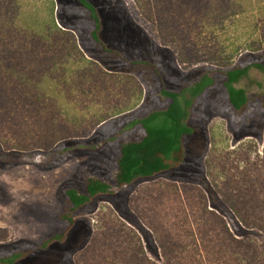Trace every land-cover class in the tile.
Instances as JSON below:
<instances>
[{
  "label": "rangeland",
  "instance_id": "374dc122",
  "mask_svg": "<svg viewBox=\"0 0 264 264\" xmlns=\"http://www.w3.org/2000/svg\"><path fill=\"white\" fill-rule=\"evenodd\" d=\"M90 1L108 46L156 69L103 51L75 0H0V51L15 54L32 97L27 104L21 88L6 96L0 117V227L8 233L0 256L28 250L16 264H166L167 243L188 263L225 261V216L210 192L224 207L225 198L264 197V72L251 67L235 84L247 95L235 109L223 70L264 64V0ZM207 66L217 70L215 83L192 107L183 162L97 197L76 212L65 242L38 248L65 225V188L84 190L91 173L110 176L120 142L144 134L130 121L165 109L171 99L161 87L179 91ZM42 138L53 140L49 150ZM37 148L52 152L44 166L2 159ZM237 236L264 241L256 227Z\"/></svg>",
  "mask_w": 264,
  "mask_h": 264
},
{
  "label": "trees",
  "instance_id": "16d2710c",
  "mask_svg": "<svg viewBox=\"0 0 264 264\" xmlns=\"http://www.w3.org/2000/svg\"><path fill=\"white\" fill-rule=\"evenodd\" d=\"M75 1L92 22L91 39L103 51L115 54L127 62L150 65L156 69L150 60H130L121 51L108 46L102 36L104 25L98 8L90 0ZM11 11L12 14L17 13V8L13 2ZM121 14L129 20L132 19L125 7H122ZM251 67L264 72V64L260 62H252L248 65L234 66L223 70L225 76L224 86L228 93V99L235 109L242 108L247 102L245 90L236 87L235 84L248 75ZM216 71L210 66L202 68L196 79L179 91L161 87V94L171 99L167 107L151 111L145 116L130 121L131 126H141L144 134L140 139H125L120 142L116 167L110 176L105 177L91 173L85 177L84 190H80L75 186L65 188L67 203L59 213V219L64 221L65 225L61 231L44 237L37 247L45 249L53 244L65 242L75 224L76 212L91 204L97 197L115 194L138 180L153 178L178 167L185 157L184 137L193 131V128L189 125L192 107L196 99L206 89L214 85ZM19 72L20 69L15 54L8 57L7 54L0 51V117L5 113V101L8 96L13 98L20 88L23 89L27 104H30L32 98L28 90L30 79L28 77L21 79ZM40 141L41 147L47 150L53 146L51 138H42ZM43 148L20 154L18 157L3 154L2 159L5 161L16 159L19 162L44 166L52 160V152H44L41 150ZM242 189L243 186H239L241 194ZM210 194L211 206L218 209L225 216V221L222 219L225 227L224 263L216 262L213 258L212 260L207 259L188 263L176 258V253H179L176 246L163 243L161 244V252L165 257L166 264H264V241L258 243L237 236L242 226L256 227L264 232V197L251 196V198H246L242 196V198L237 197L234 200L225 198L224 207L219 204L218 198L212 192ZM210 211L217 216L213 210ZM7 237V230L0 227V241L5 240ZM28 252V250H19L2 255L0 256V264H16L23 260ZM139 264L157 263L144 257Z\"/></svg>",
  "mask_w": 264,
  "mask_h": 264
}]
</instances>
